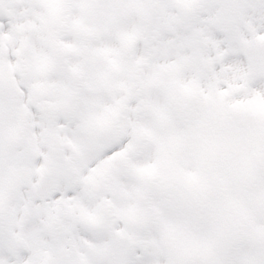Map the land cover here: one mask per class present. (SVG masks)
I'll return each mask as SVG.
<instances>
[{
	"label": "snow or ice",
	"instance_id": "snow-or-ice-1",
	"mask_svg": "<svg viewBox=\"0 0 264 264\" xmlns=\"http://www.w3.org/2000/svg\"><path fill=\"white\" fill-rule=\"evenodd\" d=\"M0 264H264V0H0Z\"/></svg>",
	"mask_w": 264,
	"mask_h": 264
}]
</instances>
